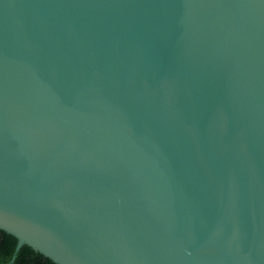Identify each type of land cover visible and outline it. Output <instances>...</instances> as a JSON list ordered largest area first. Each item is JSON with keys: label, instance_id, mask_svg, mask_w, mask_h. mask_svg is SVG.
Returning a JSON list of instances; mask_svg holds the SVG:
<instances>
[{"label": "water", "instance_id": "water-1", "mask_svg": "<svg viewBox=\"0 0 264 264\" xmlns=\"http://www.w3.org/2000/svg\"><path fill=\"white\" fill-rule=\"evenodd\" d=\"M0 230L9 264H264V0H0Z\"/></svg>", "mask_w": 264, "mask_h": 264}, {"label": "trees", "instance_id": "trees-1", "mask_svg": "<svg viewBox=\"0 0 264 264\" xmlns=\"http://www.w3.org/2000/svg\"><path fill=\"white\" fill-rule=\"evenodd\" d=\"M17 239L0 230V264H9L12 260L16 247ZM13 264H56L44 255L34 251L29 246H24L18 253Z\"/></svg>", "mask_w": 264, "mask_h": 264}]
</instances>
